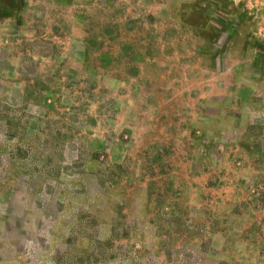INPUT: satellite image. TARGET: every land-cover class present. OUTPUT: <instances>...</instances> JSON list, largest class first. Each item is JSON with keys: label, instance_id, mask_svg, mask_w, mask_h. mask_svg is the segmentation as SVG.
Masks as SVG:
<instances>
[{"label": "rangeland", "instance_id": "374dc122", "mask_svg": "<svg viewBox=\"0 0 264 264\" xmlns=\"http://www.w3.org/2000/svg\"><path fill=\"white\" fill-rule=\"evenodd\" d=\"M0 264H264V0L1 5Z\"/></svg>", "mask_w": 264, "mask_h": 264}, {"label": "crops", "instance_id": "0c3cea01", "mask_svg": "<svg viewBox=\"0 0 264 264\" xmlns=\"http://www.w3.org/2000/svg\"><path fill=\"white\" fill-rule=\"evenodd\" d=\"M16 2L17 0H0V6L7 3V2ZM242 121L239 123V127L242 129H245L247 127V121L245 120L244 115L242 116ZM203 126L206 129H220V128H229V126L231 125V122L228 120H224V118H221L220 116H217L213 119H211V121H204L203 122Z\"/></svg>", "mask_w": 264, "mask_h": 264}]
</instances>
